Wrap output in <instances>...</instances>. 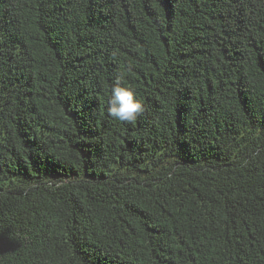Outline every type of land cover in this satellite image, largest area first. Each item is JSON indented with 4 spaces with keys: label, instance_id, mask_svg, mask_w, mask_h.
<instances>
[{
    "label": "trees",
    "instance_id": "1",
    "mask_svg": "<svg viewBox=\"0 0 264 264\" xmlns=\"http://www.w3.org/2000/svg\"><path fill=\"white\" fill-rule=\"evenodd\" d=\"M0 264H264V0H0Z\"/></svg>",
    "mask_w": 264,
    "mask_h": 264
},
{
    "label": "clouds",
    "instance_id": "2",
    "mask_svg": "<svg viewBox=\"0 0 264 264\" xmlns=\"http://www.w3.org/2000/svg\"><path fill=\"white\" fill-rule=\"evenodd\" d=\"M107 111L117 121L134 123L144 114L145 106L135 91L118 78L111 89Z\"/></svg>",
    "mask_w": 264,
    "mask_h": 264
}]
</instances>
